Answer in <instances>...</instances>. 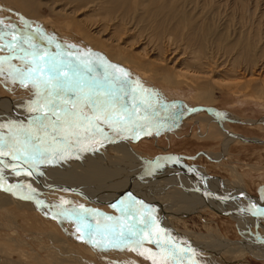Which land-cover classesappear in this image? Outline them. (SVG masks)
Segmentation results:
<instances>
[{"label": "rangeland", "instance_id": "obj_1", "mask_svg": "<svg viewBox=\"0 0 264 264\" xmlns=\"http://www.w3.org/2000/svg\"><path fill=\"white\" fill-rule=\"evenodd\" d=\"M34 1L38 9L31 21L36 24L34 27L37 32L33 36L38 37L39 45H36L39 49L53 55L56 52L65 60L71 59L74 64L81 60L88 61L94 69L93 75L99 77L104 75V63L123 69L129 76L125 86L127 95L121 93V103H126L129 107L140 102V92L135 93V100L131 92L135 82L139 81L140 85L147 90L144 94L147 102L140 105L139 109L160 108L166 113L169 112L168 115L180 112L183 103L196 109L177 124L152 117L137 119L136 123L142 127L119 135L107 125H102L108 137L129 143L136 151L137 158L139 156L152 164H157L165 158L168 161L176 159L175 163L178 165L187 166L192 170L195 168L198 173L204 169L202 173L206 176L202 175L198 178L199 174H196L201 182H207L205 179L210 182L213 180L211 182L212 185L214 184L213 187H223L224 184L228 189L235 183V179H238L248 194L251 192L253 197H262L261 191L264 189L262 188L264 187V0H120L119 2L110 0L111 3L108 0ZM3 4L5 5L4 2ZM168 17L170 20L166 21ZM5 26V23L0 25L2 37L5 36V32L2 31ZM20 29L23 30L24 26ZM99 29L105 32H100ZM65 36L70 40L62 38ZM115 36L118 41L114 40ZM4 38L8 40L7 36ZM100 39L101 43L97 42ZM104 40L109 42L106 43ZM64 41L71 43L72 46H68V43ZM96 42L100 45L98 49ZM25 46L23 47L27 48V45ZM3 48L0 45V59L4 61L0 65L3 69L0 71V104L3 103L4 107L1 105L0 109L5 111L7 104L9 106L11 103L18 102L19 99L24 100L25 104L29 103L30 98L27 96L35 95V89L30 83L25 87L18 79L13 82L14 69L22 68L24 65L20 59L10 58L14 54L19 56L22 53L17 54L16 51L9 53L6 47ZM52 48L56 51L53 52ZM181 56L184 58L181 66L191 71H187V77H180L177 73L180 65H174V59ZM197 75L200 78L196 81H194L195 78L192 79L193 81L188 78ZM182 93L190 99L184 101L177 96ZM20 105L18 108L23 109L24 106ZM200 107H210L213 112L199 110ZM223 113L232 114L240 120L221 122V119L215 116L223 115ZM88 114L91 115L90 112ZM7 120H0V139L14 144L15 139L12 138L23 139V133L19 132L27 129L23 124L18 126L16 121L12 124V121ZM15 125L18 127L16 128ZM232 137L237 138L236 141L230 142ZM83 143L89 146L87 148L78 146V144L83 146ZM71 145L74 149L71 152V148H67L68 145H63L64 148L60 147L64 158H61V153L58 151L54 160L50 157L44 167L46 169L38 165L36 168L44 169L49 173L47 175L46 172H42L43 174L38 176L36 172L41 173L39 169L36 172L28 170L24 164H18L20 161L16 162L15 167H8L14 163V159L10 156L13 153L9 152V149H4L5 157L8 156L10 159L4 163L0 162V174L3 177L6 175V179L10 178V180L0 177V264H153V259L157 261L168 259L170 264H189L185 259L188 257L194 259L191 264H235L225 261L232 258L230 255L221 254L217 249L212 250L213 252L208 251L207 246H213L211 240L217 241L222 237L237 243L243 238L235 223L231 222L232 220L229 221L228 215L215 214L210 210V208L216 209L214 205L195 208L196 212L192 211L193 208L186 207L182 212H178L166 206L165 218L172 217L174 223L178 224L185 234L194 236L182 237L192 241L193 246L190 247L188 242L187 247L185 244H179L176 249L178 251L182 249L181 252L179 251L181 258L172 259L169 252H162V249L154 243L159 238L163 245L166 244L163 236L160 237L163 231L159 229V232H155L156 228H159L155 224L150 230L145 231V242L139 248V251L145 252V255H139L137 251L127 248L95 247L79 239L81 233L77 231L78 221L75 217H70L67 210H78L83 206L100 213V217L93 218L91 215L87 217V223L92 225L115 223L121 220L124 213L121 211V206L112 208L110 204L96 197L87 198L80 194L81 192H77L71 183L73 179L66 173L68 172L65 171L66 169L63 170L65 177L63 175L62 177L47 167H57L62 159L65 161L71 157L81 158L88 149L92 151L99 146L89 140L73 142ZM103 146H105L103 149L107 148L106 144ZM72 152L75 153L72 154ZM0 156L2 157L0 161H3L4 155ZM151 158L155 161L153 162ZM60 166L61 164L58 168ZM3 169L6 172L2 171ZM27 170L33 174L29 176L30 178L27 177L28 175L22 178L21 172L25 174L28 173ZM73 171L74 169L71 172L74 173ZM50 173L54 177L50 176ZM55 179L57 180L53 183ZM66 181L71 186L67 185ZM9 186H11L10 191L7 190ZM79 189L78 191H81L82 188ZM201 194H198L200 199ZM114 198L122 201L118 197ZM127 199L129 200L126 198L123 202H130ZM201 200L198 199L200 202ZM65 201L68 203H64ZM135 202L130 203L134 205ZM155 204L159 212V198ZM187 205L196 206L197 204L190 202ZM252 207L262 209L257 205ZM247 209L240 212V217L248 219ZM137 210L140 214L128 215L127 220L143 228L144 224L140 221L150 219L155 212L152 211L150 215H147L141 206L134 205L132 212L135 213ZM249 212L254 215L252 208ZM105 216L113 219L106 221L103 219ZM257 224L260 228L252 229V233L264 239V215L259 213ZM162 234L166 241L170 242L171 235ZM149 239L152 242H149ZM196 241H201L199 248L194 243ZM169 245L170 247L166 248H171L173 244ZM149 253L152 254V259L147 258ZM236 257L239 264H264V255L259 257L245 254L243 258Z\"/></svg>", "mask_w": 264, "mask_h": 264}, {"label": "bare ground", "instance_id": "obj_2", "mask_svg": "<svg viewBox=\"0 0 264 264\" xmlns=\"http://www.w3.org/2000/svg\"><path fill=\"white\" fill-rule=\"evenodd\" d=\"M115 1L119 2L120 0H115ZM3 2L5 3L6 6L3 4ZM108 2L111 3L110 0H108ZM37 9H38L37 3L34 0H0V21H3V23L6 24V26L2 28V31L5 32V36L8 37V40L6 38L0 39V45L1 46L6 45L11 40V36L8 35V33L10 32L12 27H14L15 32L17 34L30 35L32 38V42L39 45V43H38L39 40H37L38 37L35 38L33 36L35 34V32H37L36 28L34 27L36 24H34L35 22L33 23L31 21V19L34 18V15L37 12ZM167 20L169 21L170 17H168L166 19V21ZM40 21H38V22H40ZM53 23H54V21H53ZM53 23H51V24H53ZM21 26H24L23 30L20 29ZM68 30H69V28H68ZM102 31L100 30V32H102ZM119 31H120V29H119ZM103 32H105V31H103ZM98 35H96V36H98ZM5 36H3V37H5ZM99 36H101V35H99ZM55 37H57V36H55ZM87 37H90V36H87ZM116 37L117 36L114 37V40L116 39ZM62 38H66V36L62 37ZM55 40H58V39H55ZM66 40H70L69 37H67ZM96 40H97V37H96ZM107 40H109V39H107ZM107 40L106 41L104 40V41L106 43H108L109 41H107ZM94 41H95V39H94ZM101 41L102 40L100 39V41H97V42L101 43ZM64 42H66V41H64ZM97 42L95 43L96 45H97ZM125 42H128V41H125ZM51 43H53V42H51ZM66 43H68V46H72V45H70L71 43L70 44H69V42H66ZM66 43H65V45H66ZM88 43L90 44V42H88ZM115 43H118V42H115ZM59 44H61V43H59ZM96 45H94V46H96ZM23 46H25V45H23ZM82 46H83V44H82ZM97 46H98L97 47V49H98L100 47V45L98 44ZM104 46H105V44H104ZM113 46L115 47L114 44H113ZM58 47H56V48H58ZM101 47H103V46H101ZM116 47H117V45H116ZM94 48H93V50H94ZM4 49L5 48H3V50ZM78 49H79V47H78ZM54 50L55 49H53V52H54ZM95 50H96V48H95ZM14 51H16V50L14 49L13 51H9V53H13ZM15 53L19 54V52H17V51ZM70 53H72V52H70ZM55 54H56V52L54 53V55ZM74 54H75V52H74ZM115 54H116V52H115ZM62 55H64V54H62ZM107 55H110V54L107 53ZM182 56L179 57L178 59H174L175 62L174 61L173 62H174V65H176V66L180 65L179 66L180 69L177 70V73H179V76L180 77H182V76L187 77V71H189V70L187 69V67L181 66L184 63V61H183V63H181L182 59H184ZM170 57H171V55H170ZM195 64L196 63L194 62V65ZM201 68H202V66L200 67V69ZM189 69H190V67H189ZM189 72H191V71H189ZM198 74H200V73H198ZM188 78L191 81H193L192 79L195 78L194 81H196V79L200 78V76L197 75V76H193V78H191V77H188ZM177 96L179 98H182L184 101H185V99L186 100L190 99L189 96L185 95L184 93L177 94ZM27 98H30L29 103L25 104L24 100L19 99L18 102L11 103L9 106L7 104V106H6L7 108H4L7 110L4 111V110L0 109V120H7L8 119L9 121L8 120L7 121L8 122L12 121V124L14 123L13 121H16V123L19 124L18 126L23 124L24 127H26V129H28L29 127H34L32 122H33L34 117L37 116L38 113L29 111V106L33 104V102L37 99V96L36 95H33L32 97L27 96ZM26 99H25V101H26ZM19 102H23V104L20 105ZM8 103H10V101H8ZM2 104H0V108H1ZM18 105L24 106V108L23 109H22V107L18 108L19 107ZM25 107H26V109H25ZM16 108H18V109H16ZM194 110H195L194 108H191L188 104H185V103L182 104V109L180 112L173 113L170 115H168L169 112L166 113L164 110H162L160 108L159 109H151L150 108L148 110L138 108V110H137V117L138 118L137 119L149 118V117L151 118L152 117L155 119L157 118V119L165 120L171 124H177V123H180L181 120H183V118L185 116H190L194 112ZM199 110H200V108H199ZM205 110H207V109H205ZM23 111H25V113H23ZM166 111H168V110H166ZM215 117L221 119L220 120L221 122L222 121L225 122V120H226V122H229V121L236 122V121L240 120V119H237V117H235L234 115L227 114V113H223V115L222 114H216ZM16 126L17 125H15V127ZM15 127H13V128L15 129ZM22 128H23V126H22ZM19 133H24V132H19ZM50 133H51V130H50ZM3 137L6 138L5 136H3ZM233 137L231 138L232 140H230V142L236 141L235 139H237V138H233ZM9 138H10V136H9ZM12 139H14V138H12ZM238 139H240V138H238ZM0 141H2V140L0 139ZM114 141H117V140L112 138V137H109V140L104 143L107 146V148H105V149H103L105 146H103L99 143H95V144H98L99 146L95 147L96 149H94L92 151L90 149H88L86 151V153H84L85 155H83V157L72 158L71 156H69L72 159L68 158L65 161L62 159V161L60 163L61 166L59 168H58V166L60 164H57L58 165L57 167H55V166H53V167L47 166V167L52 169L56 173V175H59V176H62V175L64 176L63 170L66 169L65 171H68L66 173L71 175V177L73 179L71 181V183H72L73 187L77 190V192H79V193L81 192L80 194H82L83 196H85L87 198L96 197V198L100 199L101 201H104L107 204H110L112 206V208H115V207H113L114 205L116 206V208H120V206H121V203H120L121 201L116 200L114 197H118V199H122V201L126 200V198L132 197V198H134V200L136 202H141L138 204L136 203L134 205L135 206H141L142 209L145 210V213L147 215H150L152 213V211L155 212V214L153 213L152 217H151V218H153V217L155 218V221H156L155 225H156V227H159L158 229L156 228L155 232L157 233V232H159V229H161V230H163L162 233H166V236L171 235L170 242L166 241L165 236L162 233L160 235V237L163 236V239L165 240V243H166V244H164L165 248L170 247L169 244H171V243L173 244L172 246H175L176 248L179 244H182V245L185 244V246H186L187 242L189 243L190 247H192L193 246L192 241H190L188 238L182 239V237L186 236V235L194 237L192 234H188V233L185 234L184 233L185 231H182L179 228L178 224L174 223L172 217H171V219L165 218L167 215L166 209H165L166 206H168L169 208H172L174 211L182 212V210L185 207L186 208H193L192 211H195V208H200L201 206H207L208 207L210 205H214V208H216V209L210 208V210L214 211L215 214L216 213H220V214L223 213L225 215H228L229 219H230L229 221L232 220L231 222L235 223L236 228L238 227V230L241 231V236L243 238H241L240 241L237 243L231 242L230 240L224 239L222 237H220L217 241L211 240L212 241L211 244H213V246L212 245L207 246V247H209L208 251L213 252V251H216L215 249H217V251H219L221 254L224 253L226 255H230L232 258H230V259L224 258L225 261L232 262L235 264H239V260L236 256H238V257L240 256L243 258L245 256V254L246 255L249 254L251 256H259V257L264 255V239H261L260 237H257V235H254L252 233V229L260 228L259 224H257V222L259 221V213L257 212V209H255V207H252V206H256V205L258 207L261 206L262 209L259 208V209H261L260 212L261 211L264 212V189H262V191H261L262 197L258 198L257 196L253 197L252 196L253 194L251 195V192H250V194H248L247 190L242 186L241 182L238 179H235V183L228 189L225 188L226 186H224V184H223V187L222 186H220V187L214 186L213 187L214 184L212 185V183H211V182H213V180H211V182H210L209 180L205 179V181H207V182L204 183V182H201L199 179H197L196 174H199L198 178L201 177L202 175L203 176L205 175L202 173L204 169L200 173H198V172H196L195 168L192 170V169L188 168L187 166H185V167L183 166L184 167L183 168L182 166L178 165L177 163H175L176 159H175V161H172V160L168 161L166 158L162 160L163 162L161 161L157 164L156 163L152 164L148 160H144L143 158H140L139 156L137 158L136 151H134L133 147L129 143H126L124 141L123 142L117 141L118 142L117 143ZM254 141H256V140H254ZM228 142H229V140H228ZM230 142H229V144H230ZM63 145H58L59 146L58 148H60V147L64 148L65 146H63ZM78 146L87 148L89 145H86L85 143H83V146H82V144L81 145L78 144ZM68 147L71 148L70 152L74 150L72 148V145L67 146V148ZM76 148H77V146H76ZM6 149H8V148H6ZM78 149H79V147H78ZM60 153L63 154V152H60ZM73 153H75V152H72V154ZM80 153H82V152H80ZM80 153H78V154H80ZM12 155L13 154H10V156H12ZM56 156H58V155H56ZM3 157L5 159H3V161H0L2 163H4V161H8L10 159L8 156L5 157V155ZM66 157H68V156H66ZM0 158H2V157L0 156ZM56 158H58V157H56ZM171 159H173V158H171ZM18 161H20V163H18V164H24L25 168H27L28 170L34 171L33 169H29L30 167H26L29 165L25 164L24 162H21L22 160H15L14 159L13 162L15 164L10 163L11 166L9 165L8 167L16 166V162H18ZM164 162H167V163H164ZM7 164H8V162H7ZM51 164H52V162H51ZM46 165H47V163H41V164H39V167L41 166L42 168H44V167H46ZM20 167H22V166H20ZM0 168H1V166H0ZM44 169H46V168H44ZM44 169H41L42 172H46ZM73 169H74V171H73L74 173L71 172ZM28 170L26 172H28V173L30 172L32 175L33 172L28 171ZM2 171H4V169ZM2 171H1V173H2ZM11 171H13V170H11ZM19 171H20V169H19ZM4 172H6V170ZM28 173L23 174L21 172V174H22L21 177L24 178L27 175H28L27 177L31 176ZM36 174H37V176L41 175L40 172L39 173L36 172ZM46 174L48 175L49 173L46 172ZM12 175L14 176L17 174H12ZM19 176H20V174H19ZM50 176H52V174ZM0 177H3V175H1ZM52 177H54V176H52ZM3 178L5 180H10V178L6 179V175ZM41 178H43V177H41ZM47 178H49V177L47 176ZM52 179L53 178H51V180ZM213 179H215V178H213ZM56 180L57 179L53 180V183ZM216 180L218 181V179H216ZM60 182H61V178H60ZM63 182H65V181H63ZM219 182H220V179H219ZM22 183H23V181H22ZM66 183H68V182L66 181ZM222 183H218V184H222ZM57 185H59V184H57ZM67 185H69V183ZM69 186H71V185H69ZM161 187H164L165 189H162ZM178 187H179V189H178ZM62 188H64V187H62ZM79 188H82L81 191H78V190H80ZM172 188H175L177 190L173 191ZM262 188H264V187H262ZM69 189H70V187L68 188V190ZM71 189H73V188H71ZM64 190H67V189H64ZM200 193H202L201 194L202 200L200 199V197L198 195ZM109 197H110V199H108ZM158 198H159V204H160V205H158V209H160L159 210L160 213L158 212L157 206L155 204V202L157 201ZM198 199L201 200V202L198 201ZM190 202L195 203L197 205L196 206L187 205ZM129 203L130 202H128V203L125 202V205H127ZM211 207H213V206H211ZM251 208L253 209L254 215H252V212H249V211H251ZM243 209H247L246 217H248L249 220L246 218L240 217V212L243 211ZM125 210L127 211V208ZM144 210H143V212H144ZM166 230H168V231H166ZM200 242L201 241H199V242L196 241L194 243H195V245L198 246L200 244ZM197 248H199V246ZM179 251L181 252L182 249L181 250L179 249ZM179 251H177V253H176L177 258L178 257L181 258V254L179 253ZM218 255H219V253H218ZM185 259H186V261L188 260L189 264H191L193 262L192 260H194L193 258H190V257L185 258Z\"/></svg>", "mask_w": 264, "mask_h": 264}, {"label": "snow or ice", "instance_id": "obj_3", "mask_svg": "<svg viewBox=\"0 0 264 264\" xmlns=\"http://www.w3.org/2000/svg\"><path fill=\"white\" fill-rule=\"evenodd\" d=\"M2 24L3 21H0V25ZM8 35L11 36V40L2 47L22 53L19 56L14 54L10 59H20L24 65L22 68L14 69L13 82L18 79L25 87L29 83L33 86L37 99L29 106V111L38 115L33 119L34 127L24 131L23 139L15 137L14 144L0 141V155H5L4 149L8 148L13 153V159L23 160L30 168H35L41 163L49 162L50 157L55 159V154L60 151L58 144L70 146L73 142L89 140L103 145L109 137L102 125L110 127L117 135L142 127L136 123L137 110L140 105L147 102L144 96L147 90L136 81L131 92L133 100L136 98L135 93L140 92L139 104L134 103L129 107L126 103H121V93L127 95L125 86L129 76L123 69L104 63V75L95 76L94 69L88 61L81 60L74 64L71 59L65 60L60 54H48L32 42L30 35L17 34L14 27ZM2 38L0 36V39ZM23 45H27V48ZM3 63V59H0V65ZM0 71L3 69L0 68ZM86 109L88 111H85ZM61 158H64L63 154ZM28 174L31 175L30 172ZM7 190L10 191L11 186ZM129 200L134 202L132 197ZM133 206V203L125 205V202L121 201L124 216L112 224L87 223L89 215L96 218L101 214L83 206L78 210H67V214L78 221L77 231L81 233L79 239L95 247L127 248L137 251L139 255H145L139 248L145 242V231L150 230L156 221L154 217L142 219L140 222L144 224L143 228L136 223L128 222V215L140 214L139 210L132 212ZM257 212L264 215L259 209ZM103 219L110 221L113 218L105 216ZM149 242L152 241L149 239ZM154 243L162 252H169L171 258L175 259L178 251L175 246L165 248L159 238ZM147 258L152 259V254L149 253ZM153 264L170 262L168 259L160 261L153 259Z\"/></svg>", "mask_w": 264, "mask_h": 264}, {"label": "water", "instance_id": "obj_4", "mask_svg": "<svg viewBox=\"0 0 264 264\" xmlns=\"http://www.w3.org/2000/svg\"><path fill=\"white\" fill-rule=\"evenodd\" d=\"M204 109H207V110H209V111H211L212 109H210V107H200V110H204ZM196 110V109H195ZM151 160L154 162L155 161V159L154 158H151ZM34 171H38V169L39 168H32ZM40 171H41V174H42V170L41 169H39Z\"/></svg>", "mask_w": 264, "mask_h": 264}]
</instances>
